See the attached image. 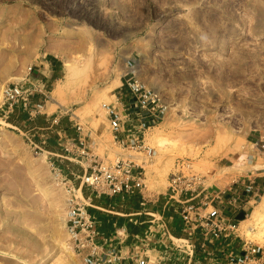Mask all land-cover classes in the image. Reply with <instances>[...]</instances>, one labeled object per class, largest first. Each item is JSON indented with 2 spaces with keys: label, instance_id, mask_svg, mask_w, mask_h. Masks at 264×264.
<instances>
[{
  "label": "rangeland",
  "instance_id": "374dc122",
  "mask_svg": "<svg viewBox=\"0 0 264 264\" xmlns=\"http://www.w3.org/2000/svg\"><path fill=\"white\" fill-rule=\"evenodd\" d=\"M130 59L169 105L148 130L151 157L114 140L102 106L117 103ZM48 60L56 67L42 113L5 116L3 85ZM47 113H63L70 138L80 122L105 161L134 154L149 196L177 170L218 191L254 179L261 190L237 232L264 245L254 216L264 214V0H0V264H84L67 231L69 196L49 152H62V139ZM70 166L79 185L83 167ZM146 217L138 232L152 225Z\"/></svg>",
  "mask_w": 264,
  "mask_h": 264
},
{
  "label": "built area",
  "instance_id": "2783aa9c",
  "mask_svg": "<svg viewBox=\"0 0 264 264\" xmlns=\"http://www.w3.org/2000/svg\"><path fill=\"white\" fill-rule=\"evenodd\" d=\"M134 63V59L128 60L129 70L122 78V87H127V93L117 96V103H103L102 106L114 140L123 148L151 157L155 148L146 142L148 130L163 118L169 105L157 89L136 77ZM37 68L31 65L23 79L3 85L2 108L5 116L14 114L17 109L31 116L42 113L45 107L43 97L47 100L50 96L43 89L47 81L38 76ZM36 95H40L38 101L34 100ZM128 97L129 102L126 100ZM62 118L63 113H47L51 127H58L57 133L62 139V152L50 153L55 175L65 181L69 196L66 220L69 238L84 264H118L122 254L116 247H108L109 237L99 242V219L91 199L94 196H113L122 200L141 197L142 201H146L149 197L144 193L147 187L146 170L132 157L133 154L113 161L98 157L90 150L84 126L76 121V138H70L61 124ZM36 147L43 150L41 145ZM72 162L83 167V173L77 175L79 185L67 174L73 173ZM235 185L229 194L207 186L199 175L182 170L172 173L165 197L174 206H179L182 224L196 234L193 237L171 238L169 252L158 255L147 252V237L143 235L136 241L141 251L131 257L133 264H171L168 260L175 251L187 255L186 262L181 264H190L201 252L216 264H264V245L246 241L237 232L242 221L238 218L239 209L247 207L250 197L261 189L254 179ZM227 206L232 210V216L226 214ZM157 213H149L153 223L162 220Z\"/></svg>",
  "mask_w": 264,
  "mask_h": 264
},
{
  "label": "crops",
  "instance_id": "0c3cea01",
  "mask_svg": "<svg viewBox=\"0 0 264 264\" xmlns=\"http://www.w3.org/2000/svg\"><path fill=\"white\" fill-rule=\"evenodd\" d=\"M55 67L56 64L50 60L43 61L42 66L37 68L38 76L48 82L50 77L55 74ZM127 91V87H121V90L116 95L119 96L120 94L127 93ZM126 100L129 102V97ZM235 186V184H232L222 190L230 194ZM166 192L167 190L153 197L148 195L149 197L146 201H142L141 197L140 199L138 197H131L130 200H128V197L124 200L113 196L92 197L91 203L96 207L94 210L99 219V242H103L105 237H109L108 247H116L122 254V259L118 264H133L131 257H134L135 254L141 251V247L137 245L136 241L143 235L147 237V252L152 255H158L160 252L165 254L169 252L171 238L193 237L196 234L182 224L179 206H174L173 203L167 201L165 197ZM162 204L163 206H161ZM225 209L226 214L232 216V210H229L228 206ZM151 212H158L157 216H161L162 220L153 223L151 217L150 219L146 217ZM241 215H246L245 206L239 209V219ZM143 217L149 219L152 225L145 228L143 232H138L136 229L142 230L144 222H147ZM186 260V254L175 251L174 254H171L168 262L171 264H181L182 262H186ZM216 263L207 254L201 252L190 264Z\"/></svg>",
  "mask_w": 264,
  "mask_h": 264
},
{
  "label": "bare ground",
  "instance_id": "6f19581e",
  "mask_svg": "<svg viewBox=\"0 0 264 264\" xmlns=\"http://www.w3.org/2000/svg\"><path fill=\"white\" fill-rule=\"evenodd\" d=\"M254 13V12H253ZM252 13V14H253ZM71 68H72V66H71V64H67V69L70 71L71 70ZM136 71V70H135ZM117 81H120L121 82V80L119 79V78H117ZM114 93V92H113ZM56 95V92H55V94L54 95H52L51 97H52V100L57 104V105H63L62 104V102L60 101V100H58L57 99V96H55ZM159 137V136H158ZM158 137H157V139H158ZM162 138V137H161ZM161 140V139H160ZM161 142V141H160ZM164 142V141H163ZM160 145H162L161 143H160ZM134 155V154H133ZM138 156V155H137ZM136 156V157H137ZM254 216H255V220H257V222L259 221V222H261L260 224H262V226L264 227V214L262 213V211L260 210V211H256L255 212V214H254ZM250 230H253V227H250ZM261 234H263L264 235V233L262 232Z\"/></svg>",
  "mask_w": 264,
  "mask_h": 264
},
{
  "label": "trees",
  "instance_id": "16d2710c",
  "mask_svg": "<svg viewBox=\"0 0 264 264\" xmlns=\"http://www.w3.org/2000/svg\"><path fill=\"white\" fill-rule=\"evenodd\" d=\"M244 218H245L244 215H241V216H240V220H242V219H244Z\"/></svg>",
  "mask_w": 264,
  "mask_h": 264
}]
</instances>
